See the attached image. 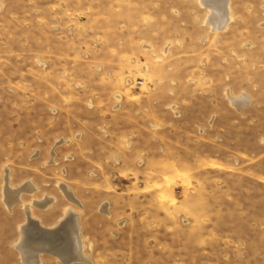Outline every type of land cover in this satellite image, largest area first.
<instances>
[{"label":"rangeland","instance_id":"1","mask_svg":"<svg viewBox=\"0 0 264 264\" xmlns=\"http://www.w3.org/2000/svg\"><path fill=\"white\" fill-rule=\"evenodd\" d=\"M228 7L0 0V264H25L7 175L44 226L78 213L74 264H264V0Z\"/></svg>","mask_w":264,"mask_h":264},{"label":"crops","instance_id":"2","mask_svg":"<svg viewBox=\"0 0 264 264\" xmlns=\"http://www.w3.org/2000/svg\"><path fill=\"white\" fill-rule=\"evenodd\" d=\"M229 6H230V0H229ZM228 13H230V11ZM227 18H228L227 21L224 23V25L220 29H223L227 25L226 23L231 19V15H228ZM234 101L236 103H239V105H242V104L246 103L247 97L244 96V97H242V98H240L238 100L234 99ZM28 185H30L34 189V187H33V185L31 183H24L23 185L18 186V187H12V186L9 185V187L11 189H13V190H17L18 191V196H20V194L23 191L27 190L26 188H28ZM21 188H23V189H21ZM33 189H32V191H33ZM27 191H29V190H27ZM3 192H4L3 196H5V189H4ZM46 198L48 200L51 199V201H52V198L45 197L43 199H33L30 203H28V204L31 205V208L29 209V212L31 213L30 214V213L26 212V210H25V208L23 206V204L25 202H23L21 200V198L19 197V199H20L19 202H21L22 207H23V209L25 211L26 220L20 226V238L16 242L15 247L17 248L19 245H20L19 247L23 246L26 249V253L28 255L27 258H26V261H24L22 259V256H21L20 249L17 248L19 253H20L21 260L25 264H39L42 261L41 255L44 254V253H50L52 255H55L57 258H59L63 264L64 263L74 264L76 262H82V261H79V260H73L74 261L73 262L71 259L64 260V259L60 258V256L57 255V251L59 250V248H66L67 245L69 246L70 241H69L67 235H68V233H70L72 228H74L75 224H77V226H79V237H80V240H81V245L83 246V249H84L83 238H82V235H81V225H80V222H79V219H78V213L76 211H74V209H73L72 211H74V212H72V213H74V214L70 215L71 217L70 216L67 217V215H66L67 211H66L65 215L59 220L58 223H56L52 227H46L42 223H40L39 218L36 217L34 215V213H33V207H40V208H45V207L32 205V203L35 200L40 201V200H45ZM71 198L73 199V197H71ZM8 209H9V207H8ZM9 210H11V209H9ZM23 236H25V237H23ZM84 252H85V250H84ZM85 254H86V252H85ZM86 255L89 256L88 254H86Z\"/></svg>","mask_w":264,"mask_h":264},{"label":"bare ground","instance_id":"3","mask_svg":"<svg viewBox=\"0 0 264 264\" xmlns=\"http://www.w3.org/2000/svg\"><path fill=\"white\" fill-rule=\"evenodd\" d=\"M201 1L203 2L204 5L208 6L211 9L210 10V12H211L210 14L211 15H209V19H208L209 24L213 27L214 30H219L220 28H222V26L224 25V23L228 19L227 17L229 15V13H228L229 12L228 11L229 0H201ZM7 180H8V175H7ZM7 180H5V198H4V200H5V203L7 204V206L9 207V209H11L15 202H19L20 201V199H19L20 196H18V191L17 190H13V189H11L9 187ZM21 189H23V188H21ZM26 189L29 190V191H32L33 188L30 185H28V188H26ZM65 191L67 192L66 189H65ZM67 194H69V193H67ZM51 202H52L51 199L48 200L46 198L45 200H40V201L35 200L32 203V205L46 207ZM23 206H24L26 212L30 213L29 209L31 208V205L28 204V203L27 204L24 203ZM72 210L73 209H70V208L67 209V212H66L67 217H69L70 215L74 214L72 212H74L75 210L74 211H72ZM67 236H68V239L70 241L69 246L67 245L66 248H59V250L57 251V255L60 256V258H62L64 260L71 259L72 261L73 260H79V261H82V262L91 263L90 257L85 254L83 246L81 245V240H80V237H79V226H77V224H75L74 228H72V230L70 231V233H68ZM23 237H25V236H23ZM19 246L17 248L20 249L22 259L24 261H26V258L28 256L27 253H26V249L23 246L22 247H19ZM64 264H67V263H64Z\"/></svg>","mask_w":264,"mask_h":264}]
</instances>
